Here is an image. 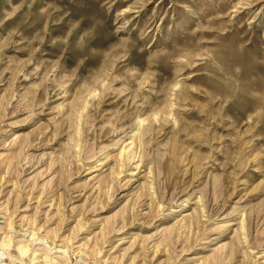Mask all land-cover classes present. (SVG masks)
Wrapping results in <instances>:
<instances>
[{
    "label": "rangeland",
    "instance_id": "obj_1",
    "mask_svg": "<svg viewBox=\"0 0 264 264\" xmlns=\"http://www.w3.org/2000/svg\"><path fill=\"white\" fill-rule=\"evenodd\" d=\"M0 264H264V0H0Z\"/></svg>",
    "mask_w": 264,
    "mask_h": 264
}]
</instances>
